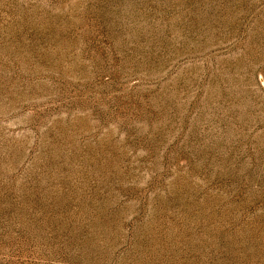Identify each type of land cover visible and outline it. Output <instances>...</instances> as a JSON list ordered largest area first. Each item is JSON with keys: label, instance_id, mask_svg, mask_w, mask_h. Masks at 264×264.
I'll return each instance as SVG.
<instances>
[{"label": "rangeland", "instance_id": "1", "mask_svg": "<svg viewBox=\"0 0 264 264\" xmlns=\"http://www.w3.org/2000/svg\"><path fill=\"white\" fill-rule=\"evenodd\" d=\"M0 264H264V0H0Z\"/></svg>", "mask_w": 264, "mask_h": 264}]
</instances>
